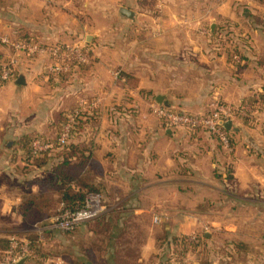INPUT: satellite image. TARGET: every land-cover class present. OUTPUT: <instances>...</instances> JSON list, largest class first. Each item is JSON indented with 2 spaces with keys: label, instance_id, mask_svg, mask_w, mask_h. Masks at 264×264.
Returning a JSON list of instances; mask_svg holds the SVG:
<instances>
[{
  "label": "crops",
  "instance_id": "obj_1",
  "mask_svg": "<svg viewBox=\"0 0 264 264\" xmlns=\"http://www.w3.org/2000/svg\"><path fill=\"white\" fill-rule=\"evenodd\" d=\"M3 37L45 50L28 54ZM67 44L91 60L56 76L49 50ZM261 58V0H0V65L15 71L0 85V241L23 225V198L46 174L21 173V138L53 140L61 120L79 110L73 142L89 150L108 203L103 214L118 206L130 217L112 222L125 230L119 241L80 224L79 239L60 244L72 246L71 264H148L161 231L200 243L180 264H264ZM216 102L258 105L253 122L231 119L229 147L203 128H173L151 108L203 114Z\"/></svg>",
  "mask_w": 264,
  "mask_h": 264
},
{
  "label": "trees",
  "instance_id": "obj_2",
  "mask_svg": "<svg viewBox=\"0 0 264 264\" xmlns=\"http://www.w3.org/2000/svg\"><path fill=\"white\" fill-rule=\"evenodd\" d=\"M261 1L264 4V0ZM238 53L242 58H245L241 50ZM259 63L264 64V58H261ZM75 65L77 64L74 63L73 66ZM13 74L15 76V71H13ZM261 100L264 101V94H262ZM249 104L252 105L253 103ZM68 116L69 114L61 122L65 123ZM76 126L74 123L71 136L64 142L58 141V137L62 132V125L58 126L59 135L53 140L30 135H26L20 140L24 161L21 173L26 176H33L34 173L40 170L46 171L45 175L37 176L34 180L38 187L36 192L26 190L29 193L25 194L19 207L24 223L13 232L20 242L25 237L31 239V246L34 248L37 257L38 255L45 254L42 252L38 236L32 232L35 223L47 225L54 216L60 214L62 209L76 210L82 207L89 193L103 192L101 188L103 185L93 180L96 173L92 169L90 170L92 163L88 148L73 142V138L77 135L75 132ZM226 132L228 133L227 130ZM228 135L231 138L230 133ZM35 138H42L46 142L52 143V146L41 154H34L32 143ZM117 207L112 208L110 212L83 223L88 224L92 222L95 233L102 234L105 231L110 234L113 233L119 241L123 239L125 230L119 231L118 228L115 230L112 228V222L119 224L120 221H123V223L127 224L130 216L118 214ZM46 231L47 233H54L56 230L49 229ZM73 231L60 230L61 233ZM56 237L58 238V236ZM157 239L160 244V252L148 264H180L188 253L195 252L200 247V243L190 241L187 236H177L166 231L158 233ZM10 243L11 238L0 241L2 249L0 261L4 260ZM29 259L33 261L32 258ZM127 264H134V262L133 260L132 262L128 260Z\"/></svg>",
  "mask_w": 264,
  "mask_h": 264
},
{
  "label": "built area",
  "instance_id": "obj_3",
  "mask_svg": "<svg viewBox=\"0 0 264 264\" xmlns=\"http://www.w3.org/2000/svg\"><path fill=\"white\" fill-rule=\"evenodd\" d=\"M1 41L13 46L15 49L24 51L28 54H37L45 50V48L37 43L17 41L12 42L9 38L3 37ZM49 53L54 58L55 63L49 67V72L59 76L70 72L74 63L86 64L91 60V55L83 50L79 45H63L61 47H54L49 50ZM235 60L240 61L238 55L234 56ZM14 79L12 68L9 64L0 65V85H3ZM97 104L90 103V109L95 108ZM258 105L254 104H240L228 105L220 102L212 104V108L203 114H193L186 110L173 111L168 107L161 105H153L152 112L162 118L167 125L173 128H187L189 130H196L203 128L213 135L217 136L220 141L226 146H230V137L224 128V122L227 120L242 118L254 121L255 108ZM79 110L69 114L68 120L64 123L62 132L58 137L59 142L66 141L72 133L74 123L79 115ZM52 143L46 142L42 138H35L32 143L33 153L41 154L48 150ZM108 209V203L103 195L98 192H91L87 195L82 207L76 210L62 209L60 214L53 217L49 224L39 226L38 229H59L61 231H72L81 223L94 219L103 214ZM154 222L159 223L160 218L154 217ZM36 227V226H35ZM191 240L197 241V236L190 237ZM20 242L16 236L11 237L10 247L5 253L3 264H17L20 259L27 256L31 258L36 256L34 248L31 246V241L22 238Z\"/></svg>",
  "mask_w": 264,
  "mask_h": 264
},
{
  "label": "rangeland",
  "instance_id": "obj_4",
  "mask_svg": "<svg viewBox=\"0 0 264 264\" xmlns=\"http://www.w3.org/2000/svg\"><path fill=\"white\" fill-rule=\"evenodd\" d=\"M227 29L229 28L227 27ZM240 29H241L240 27L237 28L238 31ZM158 218H160V216H158ZM243 218L248 219L247 216H244ZM39 226H44V225H42V223H35L32 229L33 230L32 232L38 236L39 244L41 245L42 252L45 255L41 254V255H38V257L37 255L32 256L31 257L33 259L32 264H57L59 261H62V260H64V264H71V262L68 259L70 258L69 254L71 253L72 246L68 245L67 247H65V246H61L60 244H61V240L63 241L64 239H65V242L69 244L71 241V235L76 234V238L79 239V237L77 236L76 230L74 229L73 232H68V233L62 232L63 233L62 234L59 229L55 228L53 229V230H56L54 233L53 232L47 233L46 230H49V229L41 230V229H38ZM56 236H58V238ZM25 239L31 241V239L27 237H25ZM250 243L252 242L250 241ZM75 244L79 246L78 242H76ZM0 264H3V260L0 261Z\"/></svg>",
  "mask_w": 264,
  "mask_h": 264
},
{
  "label": "water",
  "instance_id": "obj_5",
  "mask_svg": "<svg viewBox=\"0 0 264 264\" xmlns=\"http://www.w3.org/2000/svg\"><path fill=\"white\" fill-rule=\"evenodd\" d=\"M121 12L125 15H132V12L128 9H122ZM18 84H25V78L24 76H19L18 80H17ZM161 98H158V100L160 101ZM233 125V121L232 120H227L226 122H224V128L227 130H230L232 128ZM29 258L27 256L23 257L22 259L19 260V262L17 264H25V262L28 260Z\"/></svg>",
  "mask_w": 264,
  "mask_h": 264
}]
</instances>
